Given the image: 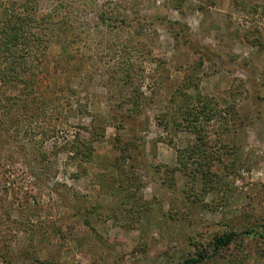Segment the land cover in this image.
Segmentation results:
<instances>
[{
    "label": "rangeland",
    "instance_id": "obj_1",
    "mask_svg": "<svg viewBox=\"0 0 264 264\" xmlns=\"http://www.w3.org/2000/svg\"><path fill=\"white\" fill-rule=\"evenodd\" d=\"M185 260L264 264V0H0V264Z\"/></svg>",
    "mask_w": 264,
    "mask_h": 264
},
{
    "label": "trees",
    "instance_id": "obj_2",
    "mask_svg": "<svg viewBox=\"0 0 264 264\" xmlns=\"http://www.w3.org/2000/svg\"><path fill=\"white\" fill-rule=\"evenodd\" d=\"M17 32H14L11 34L10 38H11V41L14 43L16 41V37H17ZM8 43L4 42L3 43V49H5V51L8 50ZM233 239V235L232 234H227L225 236H222V237H219L217 238L215 241L217 242L218 245H227L231 240ZM191 261H194L192 263H195V260H185L183 262V264H188L190 263Z\"/></svg>",
    "mask_w": 264,
    "mask_h": 264
}]
</instances>
